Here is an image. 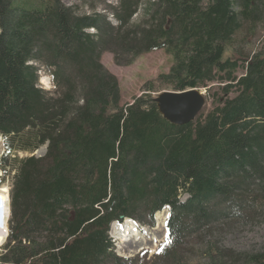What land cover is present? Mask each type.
Segmentation results:
<instances>
[{
    "label": "trees",
    "instance_id": "16d2710c",
    "mask_svg": "<svg viewBox=\"0 0 264 264\" xmlns=\"http://www.w3.org/2000/svg\"><path fill=\"white\" fill-rule=\"evenodd\" d=\"M116 1L112 22L61 0H0V167L14 173L0 264H134L116 255L111 224L153 226L165 207L167 242L153 264H186V236L264 215V51L231 47L244 26L264 24V0ZM160 49L173 66L159 81L172 91L227 83L206 115L170 123L152 83L119 105L101 54L129 65ZM40 68L52 92L40 87ZM42 146L43 156L31 155ZM205 248V264H264V250Z\"/></svg>",
    "mask_w": 264,
    "mask_h": 264
},
{
    "label": "rangeland",
    "instance_id": "374dc122",
    "mask_svg": "<svg viewBox=\"0 0 264 264\" xmlns=\"http://www.w3.org/2000/svg\"><path fill=\"white\" fill-rule=\"evenodd\" d=\"M61 2L72 8L76 13L89 14L92 11L107 12L110 20L114 22L110 13L111 8L117 4L116 0H61ZM35 4V0H15V5L20 7L25 4ZM138 15V14H137ZM135 16V20L138 16ZM89 30V33H93ZM231 47L233 50L242 56H252L254 53L264 51V24H259L254 30L246 25L234 36ZM231 49H226L224 57H231ZM101 64L112 74L118 81L120 90V106L132 103L133 98L139 97L142 94L144 85L152 83L154 91L150 93L152 99L158 95L172 91L170 86H167L159 81V76L167 74L173 66L171 55L164 50H156L149 53L141 54L133 59L129 65L116 64L113 54L103 52L100 57ZM244 74L243 66L235 72L236 77ZM48 78L49 85L42 84V78ZM226 82L216 80L209 83L204 89H199L204 97V105L200 113L206 115L221 97H223V88ZM39 85L46 91H53L54 87L47 70L40 68ZM235 93L230 92L229 98L234 97ZM46 146L37 149L34 156L41 157L46 152ZM4 139L0 138V160L4 154ZM19 157L27 156L24 153H18ZM13 172L4 174L0 167V188L5 187L8 190L12 183ZM186 199V195L181 197V201ZM164 210V209H162ZM156 215V214H155ZM154 215L153 226H142L135 222L131 233L125 235L124 240H119L109 230V238L111 239L116 255L122 259L135 260L134 264H153L154 256L160 252L163 245L167 242L168 232L164 231L167 219L164 225H159ZM9 219V218H8ZM122 223V222H121ZM163 228V229H162ZM212 243L217 247L225 250H232L241 253H259L264 250V215L261 214L256 220L242 225L239 222L227 221L213 227V232L208 234L200 233L198 235H189L183 238V254L186 264H205L204 258L205 246ZM5 242L0 244V247ZM1 249V248H0Z\"/></svg>",
    "mask_w": 264,
    "mask_h": 264
},
{
    "label": "water",
    "instance_id": "95a60500",
    "mask_svg": "<svg viewBox=\"0 0 264 264\" xmlns=\"http://www.w3.org/2000/svg\"><path fill=\"white\" fill-rule=\"evenodd\" d=\"M153 101L156 103L157 109L163 118L177 126L193 122L200 114L204 105V97L199 89H188L181 92H164L154 98ZM158 102L162 110H160ZM167 211L169 216L168 207ZM3 217L2 201L0 200V226L3 225ZM7 236L8 230L6 233Z\"/></svg>",
    "mask_w": 264,
    "mask_h": 264
},
{
    "label": "bare ground",
    "instance_id": "6f19581e",
    "mask_svg": "<svg viewBox=\"0 0 264 264\" xmlns=\"http://www.w3.org/2000/svg\"><path fill=\"white\" fill-rule=\"evenodd\" d=\"M42 84H45L46 86L49 85L48 78L44 77L41 79ZM158 106L160 110H162V107L160 106L158 102ZM0 200L2 201V211H3V225L0 226V244L3 243L6 239V233H7V222L9 218V193L7 188L2 187L0 188ZM157 222L159 225H164L167 217H168V211L167 207L164 208V210L159 211L155 215ZM135 221L131 219H124L122 223L114 222L111 227V233L119 240H124L125 235H129L131 231L134 228ZM163 229V228H162ZM164 231L166 233V228L164 227Z\"/></svg>",
    "mask_w": 264,
    "mask_h": 264
}]
</instances>
